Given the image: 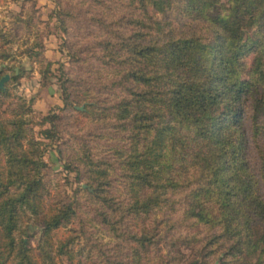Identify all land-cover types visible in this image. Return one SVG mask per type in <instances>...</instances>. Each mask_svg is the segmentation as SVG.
<instances>
[{"label":"trees","instance_id":"trees-1","mask_svg":"<svg viewBox=\"0 0 264 264\" xmlns=\"http://www.w3.org/2000/svg\"><path fill=\"white\" fill-rule=\"evenodd\" d=\"M128 2L141 10L128 18L132 29L116 30L114 22L104 21L108 37L100 41L109 50L107 61L122 65L113 84L128 91L114 110L127 131V149L118 161L127 195L106 191L107 169L84 141L86 190L100 202L92 209L116 230L127 214L141 216L138 232H120L138 241L134 254L140 258L157 241V224L148 220L166 204L174 211L182 208V222L212 230L206 253L218 252L220 264H264V0ZM178 4L181 14L205 23L209 35L167 19ZM8 95L6 85L0 90V264H39L29 241L16 234L27 210L42 217V258L66 254L67 264H76L74 250L66 247L72 237L55 248L53 231L78 216V202L46 210V162L24 116L31 106L11 102L3 108ZM63 99L71 103L68 95ZM247 116L262 159L258 174L249 161ZM44 132L54 136L51 128ZM197 239L192 233L173 243Z\"/></svg>","mask_w":264,"mask_h":264},{"label":"rangeland","instance_id":"rangeland-1","mask_svg":"<svg viewBox=\"0 0 264 264\" xmlns=\"http://www.w3.org/2000/svg\"><path fill=\"white\" fill-rule=\"evenodd\" d=\"M95 2L0 0V70L2 75L11 74L6 83L9 95L3 100V108L11 102L16 107L23 103L31 106L24 116L31 120L33 135L46 162L43 168L48 187L46 210L64 201L76 199L78 202V216L53 231L55 248L68 236L72 237V243L66 247L74 250L76 264H220L218 252L206 253L212 248L206 239L212 230L182 222L179 205L174 211L164 204L151 214L148 222L152 226L157 224L153 228L157 241L144 258L134 254V248L140 247L138 241L120 233L138 232L141 216L127 214L123 223L115 225L116 230L92 209L100 202L86 190L89 167L85 159L87 147L82 146L84 141L92 146L88 149L91 157L102 160L101 166L107 169L106 191L117 198L127 195V177L118 162L127 149L123 148L127 131L114 110L128 91L123 84H113L119 78L122 65L107 61L109 50L100 42L108 37L103 22H114L116 30H131L133 23L128 18L141 11L128 6V0ZM165 16L178 26L186 23L185 28L191 33L209 35L207 25L181 14L179 4ZM67 95L69 105L63 99ZM91 101L96 104L89 105ZM86 108V112L80 111ZM246 125L250 136L249 161L258 174L262 159L251 136L249 116ZM46 128H51L54 136H47ZM261 185L264 193V182ZM42 227V217L27 210L16 234L29 241L39 264L69 263L66 254H56L53 260L42 258L38 247ZM192 233L199 239L173 243L178 237Z\"/></svg>","mask_w":264,"mask_h":264},{"label":"water","instance_id":"water-1","mask_svg":"<svg viewBox=\"0 0 264 264\" xmlns=\"http://www.w3.org/2000/svg\"><path fill=\"white\" fill-rule=\"evenodd\" d=\"M11 78V74L6 72L0 78V90L6 87L7 81Z\"/></svg>","mask_w":264,"mask_h":264}]
</instances>
